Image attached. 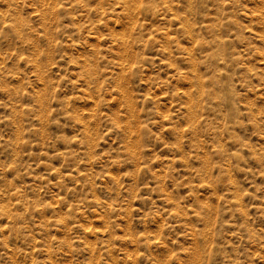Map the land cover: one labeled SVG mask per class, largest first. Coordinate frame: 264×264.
<instances>
[{"label": "rangeland", "instance_id": "rangeland-1", "mask_svg": "<svg viewBox=\"0 0 264 264\" xmlns=\"http://www.w3.org/2000/svg\"><path fill=\"white\" fill-rule=\"evenodd\" d=\"M0 264H264V0H0Z\"/></svg>", "mask_w": 264, "mask_h": 264}]
</instances>
